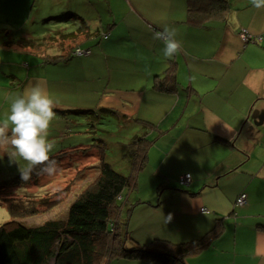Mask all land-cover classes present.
I'll list each match as a JSON object with an SVG mask.
<instances>
[{"label": "crops", "instance_id": "obj_1", "mask_svg": "<svg viewBox=\"0 0 264 264\" xmlns=\"http://www.w3.org/2000/svg\"><path fill=\"white\" fill-rule=\"evenodd\" d=\"M42 1L39 10L52 12L43 18L62 20L72 18L69 12L79 14L94 20L89 23L92 27L110 25L108 38L89 55L60 64L65 69L79 67L77 73H70L66 86L32 74L53 65L55 56L66 58L72 45L47 47V53L52 51L48 63L16 45L21 52L1 46L4 52L33 59H28L31 67L23 82L42 84L53 96L55 110L101 106L158 123L161 133L152 149L161 147L157 156L150 153L148 163L156 173H165L162 167L169 170L167 161L174 156L181 163L174 174L163 176L171 187L162 191L161 199L167 217L172 218H164L160 235L154 236L182 243L204 236L219 223L220 235L184 264H264V8L233 9L225 20H211L199 29L184 23L185 0H117L124 12L117 23L108 0ZM154 25L160 31L164 25L175 28L183 46L179 54L164 57L163 42L154 40L148 30ZM242 29L260 40L243 44ZM30 38L22 33L13 40ZM78 38L89 42L85 32ZM172 65L178 91L153 92L152 78L162 76ZM10 74L7 69L0 72L1 89L14 87L9 85ZM183 174L191 176L188 186L176 183ZM154 193L151 189L150 195ZM240 194L246 200L237 205ZM203 208L208 213H201Z\"/></svg>", "mask_w": 264, "mask_h": 264}, {"label": "trees", "instance_id": "obj_2", "mask_svg": "<svg viewBox=\"0 0 264 264\" xmlns=\"http://www.w3.org/2000/svg\"><path fill=\"white\" fill-rule=\"evenodd\" d=\"M185 5L186 20L184 23L189 27L200 29L206 28L207 23L211 20H225L231 10L249 7L251 2L250 0H185ZM69 14L72 15L70 19L54 20V18L46 17L40 19L41 26H47L50 29H46V33L41 36L31 37L27 40H8L7 38L11 36L9 31L0 28V47L8 48L16 45L23 52H26L23 48H28L30 54L35 55V52L48 44L46 41L51 43L48 47L59 46L60 43L64 42L63 45H72L78 41L76 47L71 48L66 58L60 59V64H63L62 62H68L73 58L89 55L92 48L97 47L101 40L108 38L106 30L110 25L92 27L89 23L94 22V20H86L81 15L71 12ZM98 23L100 24L99 20ZM1 26L4 25L0 22ZM148 30L153 34L160 31L155 25L148 26ZM81 32H85V36L89 40L88 43L85 42V44L79 40L78 35ZM26 33L29 34V32L24 34ZM82 43L87 47H82ZM74 49L89 53L75 57L72 54ZM0 55L15 57L11 52H4L1 49ZM9 63L11 64L0 60V72L2 73L4 69L8 68L7 70L13 73V75L10 74L12 79H10L9 85L12 87L17 84L22 85L23 77L18 76V71L12 69L14 65L19 64ZM44 63H48V60H45ZM1 64L5 65L6 68ZM28 64L25 61L24 65L27 66ZM152 80L151 90L155 93L171 94L178 91V82L173 65L165 70L162 76H155ZM14 87L9 88L14 91ZM54 112L55 117L61 116L63 121L67 119V115L84 117L87 123L85 124L86 131L83 134L87 135L96 134L99 130L97 125L103 124L101 120L111 118L117 122L125 123L123 124L124 127L138 124L141 129L147 132L157 131V135L154 139H149L150 133L144 132L142 136L133 135L127 142L117 144V148L122 147L124 157L127 160L126 164L129 170L127 175L116 171L113 164L108 162L106 145L102 138L92 137V144L87 145L86 143L85 146L87 147L71 148L65 152L66 155L63 158L51 155V158L60 164L59 170H63V167H67L68 171L76 169L77 167L72 168L75 163L82 164L83 160H89L90 157L93 160L96 159V162L94 160L96 165L86 167H98L94 179L86 185V188L79 191L71 202L65 219L47 220L38 226H28L15 220L54 209L60 204L59 198H53L52 194L45 195L47 192L42 188L37 189V193L33 192L36 198H28L31 195L28 192L30 186H38L39 179L46 176L39 173V168L34 170L32 178L27 182H23L19 174L0 184L1 193L5 190L13 191L7 196L9 197V199L7 198L9 204L5 205L12 220L0 226V264H109L112 260L119 259L129 261L150 260L155 264H184L185 259L202 252L220 235V224L217 223L215 228L198 239H191L182 243L160 241L162 243L158 245L152 243L147 246L127 248L125 243L128 234V219L134 207L142 204V202L128 204L126 201L128 197H125L124 193L131 195L136 192L137 174L143 169L152 146L158 141L161 133L158 123L146 121L136 116L129 117V114L124 113L123 110L119 111L101 106L65 111L54 109ZM73 149L77 150L72 151ZM73 158L75 159L73 160ZM64 161H68V163L64 164ZM135 163H138L137 167H135ZM19 192L22 194L19 198L25 202L38 199V207L14 206L13 200L10 199H14ZM126 205L129 206L124 210L123 207ZM151 245L153 246L151 247Z\"/></svg>", "mask_w": 264, "mask_h": 264}, {"label": "rangeland", "instance_id": "obj_3", "mask_svg": "<svg viewBox=\"0 0 264 264\" xmlns=\"http://www.w3.org/2000/svg\"><path fill=\"white\" fill-rule=\"evenodd\" d=\"M41 2L43 1L42 0H35V1L34 0H0V22L4 25L1 26L0 28L6 29L7 31H9V35H12L7 38L8 40L16 39V37L21 36L22 33L25 32H29L28 36L34 38L46 33L45 32L46 29L48 28L50 29V27L47 26L42 27L41 22L39 21L41 18H43L44 15H47V13L52 14L50 9L39 10L38 3L41 4ZM108 2H111V4L113 5L112 9L114 10V16H115L113 20H115L114 23H117V19L122 18V15L124 13L123 8L118 4L117 0H108ZM117 14L119 16H116ZM79 40L81 41L82 38H79ZM47 42L48 44L46 46L44 45L43 48H41L38 52L35 53V55L43 57V61L48 60L49 56L52 54V51L47 53L45 50L49 46V44H51L50 41H46V43ZM77 42L72 44L73 48L76 47ZM64 43H60L59 47L65 46L67 48L68 45L67 44L63 45ZM10 48H12L14 51L21 52L20 50L21 48L20 49L15 48L14 45L10 46ZM23 49L27 51L29 50L25 48ZM130 56L131 53L129 52L128 57ZM125 57L127 58V56ZM28 59L33 60L31 57H25L19 55L18 56L15 55V57H12V55L11 56L0 55V60H3V62L6 63L15 62L19 64V65H14L12 69L18 71L17 74L23 77L28 75V70L31 67L30 65L24 67L25 61L29 62ZM1 66L4 67L5 65L1 64ZM78 68L79 67H74L73 65V67L65 69L64 66L59 67L51 64L39 68L38 69L39 72H34L33 74L29 73V75L32 74L35 76H39L43 78L45 81H48L50 84L53 83L61 84L62 82H64V85L66 86L68 84L67 80L69 78L70 73L72 72L77 73ZM29 82L25 81L23 82L22 85L17 84L15 85V87L21 86L22 88L20 89L23 92L27 87L30 86V84H32L31 81ZM9 90L10 88L8 87H3L2 89L0 88V123L7 122V115L11 101L19 93L18 91L9 92ZM68 96L69 94H67L66 99L68 98ZM50 97L53 98L52 95ZM150 109L153 111V113L158 112V108L154 109V107H150ZM63 110L65 111L68 109L64 108ZM62 118L63 117L61 116L55 117L54 120L51 122L49 128V136H48L49 141L54 143L56 146L55 151L51 154L52 156H59L63 158L64 155H66L65 152L67 150H70L71 148H82V146H85L86 143L87 145L92 144L93 143L91 140L92 137L102 138L105 141L106 152L108 155V159H107L108 162L113 164V168L116 171H119L125 175L129 173V170L127 169L128 165L126 164L127 160L124 157V152L122 147L117 148L118 147L117 144L119 142L120 143L127 142L133 135L142 136L144 135V132L148 134L150 133V131L147 132L144 129H141V127L138 124L131 125L130 127H124L123 124L125 123L117 122L116 120H114V118H111V119L101 120L103 124L97 125V128L99 130L97 131L96 134L87 135V134H83V132L86 131L85 124L87 123V120L84 117H74L67 115V119H65L64 121ZM156 135H157V131L151 132L149 135V139H154ZM160 147L161 146H159L157 149L154 150L151 149L150 153L152 154V157L154 156L153 154L156 153L159 154L157 151ZM76 150L77 149H73L72 151H76ZM12 151L13 149L10 145L0 146V184L20 174L18 171V165L10 161L9 156L12 153ZM74 159L75 158H73V160ZM176 159H178L179 161H177ZM176 159L175 156H174V160L168 159L167 164L169 165V170H166L165 168L162 167V170L165 173H162L160 171L156 173L155 168L153 169V165L151 163H148L146 168L142 169L137 174L136 192H134L131 195H127L126 192L124 193L125 197H128L126 198L128 204L135 203L138 201L142 202V204H138L134 207L133 212L128 219L129 239L127 240L126 243V246L128 248L132 245L131 242H134L132 241V238H134L135 241L137 239L142 243L151 242L150 244L156 243L157 245L162 243L160 241L155 240L158 236H154V235H160V229L163 224V220L164 218L167 217V215L164 210V206L154 209V206L156 205V196L154 195L151 196L150 192L152 189L156 193V189L159 188L157 186L158 183H161L163 187H167L169 185L168 180H166L165 178H168L170 173L174 174L177 168V163L179 164L181 163L180 157H176ZM94 160L96 162L95 158ZM94 160L91 159L90 157L89 160L88 159L83 160L82 164L78 165L75 163L72 166V168L77 167L76 169L68 171L67 167H63V170H59L58 173L52 177L43 176L42 178H40L38 181L39 182L38 186L32 185L30 186V189H28V192H30L31 194L30 196H28V198H36L33 192L37 193L38 192L37 189L42 188L45 192H47L46 194L44 193L45 195L52 194V196H54L53 198H59L61 200L59 202L60 204L56 206V208L54 209L28 217L16 218L15 220H17L21 224H25L28 226H38L47 220L65 219L67 216V210L71 202L74 200L75 196L77 195V193L83 190L84 188H86V185L89 184L92 179H94L98 171V167H90V168L86 167V166L96 165ZM18 162L21 166H23L25 163L23 160H19V159ZM66 162L68 163V161H64V164H66ZM156 163H157L156 165H158V161ZM137 165L138 163H135V167H137ZM191 180L192 179L190 176V179L186 183H184V185L181 186H188ZM155 186H157L156 189ZM12 192L13 191L8 192L6 190L2 193L0 192V226L12 220L10 213L7 211V207H6L9 204V200H8L9 197L7 196ZM53 193L54 194L56 193V195H53ZM20 195L22 194H20L19 192L17 193V196L14 199H10L11 201L13 200L14 206H18V207L23 206V208L38 207L39 204V201H37L38 199L37 200L32 199L29 200L28 202L27 201L25 202L21 198H19ZM127 206L129 205L124 206L123 209L125 210ZM203 210L206 209L203 208L200 210V212L205 213L203 212ZM165 241L170 242L168 240ZM152 246L153 245H151V247ZM109 264H121V263L120 261L113 260Z\"/></svg>", "mask_w": 264, "mask_h": 264}, {"label": "clouds", "instance_id": "obj_4", "mask_svg": "<svg viewBox=\"0 0 264 264\" xmlns=\"http://www.w3.org/2000/svg\"><path fill=\"white\" fill-rule=\"evenodd\" d=\"M252 7L264 8V0H250ZM154 40L163 42V55L173 58L182 51V42L177 39L175 28L164 25L161 31L153 34ZM56 102L40 83L30 85L12 101L8 110L7 122L0 123V146L10 145L13 149L9 158L18 165L20 178L27 182L34 170L52 177L59 171V165L51 154L55 144L49 141V128L55 118ZM23 160L21 166L18 162ZM171 214L167 220H171Z\"/></svg>", "mask_w": 264, "mask_h": 264}, {"label": "bare ground", "instance_id": "obj_5", "mask_svg": "<svg viewBox=\"0 0 264 264\" xmlns=\"http://www.w3.org/2000/svg\"><path fill=\"white\" fill-rule=\"evenodd\" d=\"M241 35H245L246 37H247V40L245 41V40H243V38L241 37ZM256 36H253V35H251L249 32H247V30H245V29H242V30H240V32H239V38H240V40L243 42V44H247V43H249V42H257L258 40H260V38H255ZM77 49H74L73 50V56H75V57H77L78 55L77 54H75V51H76ZM53 65L54 66H60V59L57 57V56H55V57H53ZM147 164H148V161L145 163V166L143 167V169H145L146 168V166H147ZM185 175H189V174H183V175H181L180 177H178L177 178V181H176V183L178 184V186H180L181 184H180V178L181 177H183V176H185ZM190 176V175H189ZM159 187V188H157L156 189V187ZM157 186H155V189H156V193H155V196H156V205L154 206V209H157V208H159V207H161V206H164L163 205V200L161 199V193H162V191L165 189V188H169V187H171V186H167V187H163V185L161 184V183H158L157 184ZM172 198H174V195H172ZM153 199V198H152ZM151 199V200H152ZM241 199V203H238V200H240ZM245 200H246V196H245V194H240L238 197H237V199H236V201H235V203L237 204V205H242V204H244L245 203ZM127 230H128V227H127ZM129 233V232H128ZM129 239V237H128V234H127V240ZM127 240H126V243H127ZM155 240H157V241H165L164 239H161V238H159V239H155ZM132 241H134V242H131V246L129 247V248H132V247H140V246H147V245H149L151 242H146V243H142V242H139L137 239H136V241H135V239L134 238H132ZM125 243V244H126ZM172 243H174V242H172ZM126 246V245H125ZM127 247V246H126ZM128 248V247H127ZM113 261V260H112ZM115 261V260H114ZM116 261H120V262H123V264H125V263H127L129 260H127V259H125V260H123V259H119V260H116ZM142 262V261H141ZM146 262H149V263H153L152 261H146ZM119 263V262H118Z\"/></svg>", "mask_w": 264, "mask_h": 264}, {"label": "built area", "instance_id": "obj_6", "mask_svg": "<svg viewBox=\"0 0 264 264\" xmlns=\"http://www.w3.org/2000/svg\"><path fill=\"white\" fill-rule=\"evenodd\" d=\"M241 37L243 38V40H247V37L245 35H241ZM89 52L88 51H81V50H76L75 51V54L77 55H87ZM190 179V176L189 175H185L183 177L180 178V184L181 185H184V183H186L188 180ZM241 199L238 200V203H241ZM203 212H207V210H203Z\"/></svg>", "mask_w": 264, "mask_h": 264}]
</instances>
